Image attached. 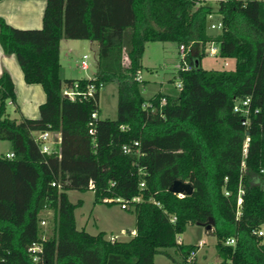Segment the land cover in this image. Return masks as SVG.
I'll use <instances>...</instances> for the list:
<instances>
[{
  "label": "trees",
  "instance_id": "1",
  "mask_svg": "<svg viewBox=\"0 0 264 264\" xmlns=\"http://www.w3.org/2000/svg\"><path fill=\"white\" fill-rule=\"evenodd\" d=\"M45 1L40 27L13 26L0 16L3 51L15 55L25 82L45 93L37 117H10L6 103L15 101V84L8 71L0 74V139L13 152L0 154V264H154L165 246L184 264L198 246L178 243L176 235L189 223L206 227L210 217L205 230L217 239L221 264H264V245L252 231L264 222V0H218L215 10L195 0ZM214 12L222 27L211 33ZM61 38L96 42L92 77H60ZM151 40L183 44L190 68H178L179 87L146 99L138 73ZM209 40L218 42L219 56L235 59L233 69L201 66ZM110 81L117 86L116 116L99 117V91ZM74 83L95 90L71 99L63 84ZM245 97L247 113L235 111ZM40 130L60 135L50 152L40 150L34 133ZM134 140L137 151L123 152ZM175 179L188 181L191 193L171 191ZM89 188L95 202L139 196L129 202L130 238L76 226L80 200L72 202L67 190ZM46 208L52 234L42 237ZM230 236L235 243H223ZM32 242L41 246L37 260L28 250Z\"/></svg>",
  "mask_w": 264,
  "mask_h": 264
},
{
  "label": "rangeland",
  "instance_id": "2",
  "mask_svg": "<svg viewBox=\"0 0 264 264\" xmlns=\"http://www.w3.org/2000/svg\"><path fill=\"white\" fill-rule=\"evenodd\" d=\"M218 0H198L196 5L200 3H209L215 10ZM219 15L214 12L210 19L215 20ZM208 31L216 33L219 29H213L208 26ZM71 44V50L68 55L69 59L63 61V69L60 70V77L65 78L75 77H87L96 71L97 67V44L89 43L88 39H68ZM61 52L67 50L66 40L61 41ZM87 53V61L89 67L84 69L81 67L82 54ZM206 53V52H205ZM123 62L128 63V58L124 54ZM181 62V57L178 50V45L174 41L169 40H151L145 43L144 52L141 58L142 68L140 74L143 77V85L141 87L142 94L148 99L152 96L160 87L163 89H171L175 86L178 76L177 70ZM201 66L210 69H233L235 65V59L232 57H221L219 55L213 56L207 53L201 57ZM70 65V66H69ZM172 80V82H169ZM40 84H38L39 86ZM63 86H66L63 84ZM41 87V85H40ZM42 89V88H40ZM22 99L25 92L21 90ZM29 96V91H27ZM32 98V97H31ZM33 100V98H32ZM99 117L116 116V104H117V86L115 82H107L100 88L99 91ZM6 109L9 112L10 117L19 119V112L14 110V104L10 99L7 100ZM36 133V132H34ZM10 148V142L5 139H0V154H5ZM68 198L72 202L80 203L75 207L74 215L76 226L78 228L84 227L90 233H96L99 230L105 231L107 238L116 236L117 239L126 240L132 236L130 230L135 227V216L130 210V206L122 208L119 201L106 202V201H94V191L89 188L86 190L69 189L67 190ZM41 219L45 222H39V235L42 237H48L52 234V210L43 209L40 212ZM205 226L197 223H189L186 228L179 235L184 243L198 244L203 240V244L198 247L197 257L201 262H217L220 257L216 251V237L212 233H208L205 230ZM166 253L170 254L168 256ZM182 256L175 250L173 246L160 247V250L154 256V264H177L181 261Z\"/></svg>",
  "mask_w": 264,
  "mask_h": 264
},
{
  "label": "crops",
  "instance_id": "3",
  "mask_svg": "<svg viewBox=\"0 0 264 264\" xmlns=\"http://www.w3.org/2000/svg\"><path fill=\"white\" fill-rule=\"evenodd\" d=\"M45 3V0H0V16L13 26L22 28L40 27L42 24V15ZM68 39L72 38H61L60 40L59 75L60 70L63 69V61L65 59L66 61L67 59H69L68 52H70L71 50V41H69ZM63 40H66L67 50L62 53L61 41ZM94 42L95 41L89 40L90 44H93ZM63 55L65 59L63 58ZM140 70L138 76L141 80H143V77L140 74ZM3 71H8L13 78L15 84V101H11V103L14 104V110L19 112V118L22 116L37 117L39 115V104L45 98V93L42 86H38L39 83H26L24 81L22 70L15 55L13 53H5L0 45V74ZM94 73L95 71H93L92 75H89L87 77H92ZM160 89L162 88L160 87ZM21 90L25 92L24 97H28V101H26L25 98H21ZM27 91H29V96H27ZM31 97L33 98V100ZM10 151L11 145L6 153ZM131 230H134V228H132ZM113 237L116 238V236L114 235Z\"/></svg>",
  "mask_w": 264,
  "mask_h": 264
},
{
  "label": "built area",
  "instance_id": "4",
  "mask_svg": "<svg viewBox=\"0 0 264 264\" xmlns=\"http://www.w3.org/2000/svg\"><path fill=\"white\" fill-rule=\"evenodd\" d=\"M195 2H198V0H195ZM212 15V14H211ZM211 15H209L211 17ZM209 27L213 28V29H220L222 27V22L220 20V18L218 17L215 20H211L209 23ZM178 50H179V54L181 57V62L179 64V67L182 68H190V65L186 62L185 60V56H186V51L187 49L185 48V46L183 44H180L178 46ZM205 52L208 55H213L216 56L218 55V51H219V45L218 42L215 40H209L205 43V47H204ZM87 57L88 54L84 53L82 55L81 58V67L86 69L88 68L89 64L87 61ZM181 85V81L178 78L177 82H176V86H180ZM77 87V84L74 83L72 86H64L63 87V94H65L66 96H68L71 99H74L75 97H79V96H86V95H90L92 94V92L95 90L94 85L92 84H88L86 87V90H80ZM249 97H245L241 100H237L235 102V104L233 105V109L235 111H240L242 113H247L248 111V102H249ZM164 101V98H163ZM97 113L94 112L93 116H96ZM246 120H243V122H245ZM35 138L39 143L40 146V150L43 152H50L52 149H54V146L56 143L59 142L60 139V135L58 133H53L50 130H40L37 131L35 133ZM137 146H138V141L134 140L131 144L128 143H124L122 145V151L123 152H130L132 150L137 151ZM7 156H12L13 152L10 151L8 153H6ZM55 182L53 181L52 184H54ZM141 184H143V182H141ZM181 194V193H178ZM114 199L116 201L120 202V206L122 208H127L129 206V202L133 201V200H138L139 196L135 195L133 197H131L130 199H123L120 197H111V198H106V200H111ZM241 190L238 191V195H237V212L238 209L241 205ZM41 223H44L45 220L44 219H40ZM253 233L256 235V237L258 238V243L260 245H264V222L261 223L260 225H258L257 227L253 228ZM130 232H134V230H131ZM176 240L178 243L183 242L181 240V237L179 234L176 235ZM203 240H201L197 246L199 247L200 245L203 244ZM223 243L225 244H234L235 243V238L233 236L227 237L223 240ZM197 249L192 250L185 258H184V264H221V258L217 261V262H201L198 257H197ZM28 250L30 252V254L32 255L34 260L39 259L40 254L39 252L41 251V246L38 242H32L29 247Z\"/></svg>",
  "mask_w": 264,
  "mask_h": 264
},
{
  "label": "water",
  "instance_id": "5",
  "mask_svg": "<svg viewBox=\"0 0 264 264\" xmlns=\"http://www.w3.org/2000/svg\"><path fill=\"white\" fill-rule=\"evenodd\" d=\"M169 189L176 193H191L193 188H192V185L188 181L175 179L169 186ZM212 223H213V219L212 217H210L209 222L206 225V228H210Z\"/></svg>",
  "mask_w": 264,
  "mask_h": 264
}]
</instances>
